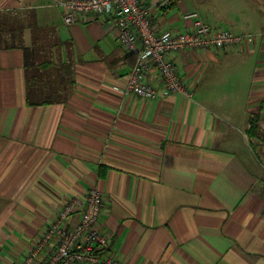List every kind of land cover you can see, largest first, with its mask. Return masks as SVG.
<instances>
[{"label":"crops","instance_id":"crops-1","mask_svg":"<svg viewBox=\"0 0 264 264\" xmlns=\"http://www.w3.org/2000/svg\"><path fill=\"white\" fill-rule=\"evenodd\" d=\"M59 1L0 0V264L92 187L104 253L122 264H264V0H139L156 29L188 27L195 10L253 36L176 52L192 95L149 99L127 90L133 57L113 21L65 24ZM6 43L45 46L32 61L49 60L51 79L67 65L68 95L29 103L23 49ZM146 80L159 84L153 69Z\"/></svg>","mask_w":264,"mask_h":264},{"label":"built area","instance_id":"built-area-1","mask_svg":"<svg viewBox=\"0 0 264 264\" xmlns=\"http://www.w3.org/2000/svg\"><path fill=\"white\" fill-rule=\"evenodd\" d=\"M65 24L86 21L92 15L110 18L120 45L136 59L126 84L127 90L141 98L156 96L159 88L188 97L192 90L172 55L185 49L239 48L252 42L248 33L205 24L195 10L182 13L189 21L182 29H156L149 8L139 0H60ZM155 70L159 84L146 80ZM101 192L92 187L82 196L70 197L38 235L36 243L14 264H122L113 253H104L109 238L98 226Z\"/></svg>","mask_w":264,"mask_h":264},{"label":"trees","instance_id":"trees-1","mask_svg":"<svg viewBox=\"0 0 264 264\" xmlns=\"http://www.w3.org/2000/svg\"><path fill=\"white\" fill-rule=\"evenodd\" d=\"M1 20L2 22H5V17H3ZM2 22H0V33L2 29H5V27L1 26ZM0 43H1V36H0ZM6 45L11 47L19 46L22 47L23 49L24 67L26 71V89H27L26 98L29 103L33 104V103L58 101L65 98L68 95L70 90H66L64 88L65 87L64 84L67 79H65V76L63 75L65 69L67 72L70 71L67 65H63L60 71H58V73L55 74L54 78L51 79L50 77L51 73H49V71L46 70V67H50L49 65H52L49 60L45 59L39 64H36L32 61V57L34 56L35 52L40 49H45V46H39L36 43H33L30 46H26L21 43H6ZM129 56L133 57V64H134L136 59L135 55L129 54ZM42 79L45 81V83H43L40 86L44 89L33 91V86L35 84H39L40 81H42ZM57 82L60 85H57Z\"/></svg>","mask_w":264,"mask_h":264},{"label":"rangeland","instance_id":"rangeland-1","mask_svg":"<svg viewBox=\"0 0 264 264\" xmlns=\"http://www.w3.org/2000/svg\"><path fill=\"white\" fill-rule=\"evenodd\" d=\"M249 34V33H248Z\"/></svg>","mask_w":264,"mask_h":264}]
</instances>
